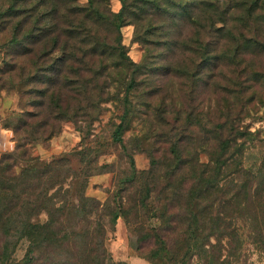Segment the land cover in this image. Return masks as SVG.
<instances>
[{
	"label": "trees",
	"instance_id": "16d2710c",
	"mask_svg": "<svg viewBox=\"0 0 264 264\" xmlns=\"http://www.w3.org/2000/svg\"><path fill=\"white\" fill-rule=\"evenodd\" d=\"M109 1L0 0V100L22 101L0 114V264H128L106 245L119 219L149 264H245L244 237L264 251V153L244 167L255 135L237 127L234 95L204 107L199 94L219 64L230 70L225 92L251 87L242 73L264 76V0H118L116 12ZM106 103L120 114L103 139L94 123ZM134 118L144 131L126 143ZM65 122L80 135L70 156L30 152ZM103 174L104 198L89 194Z\"/></svg>",
	"mask_w": 264,
	"mask_h": 264
},
{
	"label": "rangeland",
	"instance_id": "374dc122",
	"mask_svg": "<svg viewBox=\"0 0 264 264\" xmlns=\"http://www.w3.org/2000/svg\"><path fill=\"white\" fill-rule=\"evenodd\" d=\"M84 2L85 0H79ZM109 6L112 11H118L120 3L118 0H110ZM240 30V29H239ZM243 31V30H242ZM246 37H250L253 31L246 29L243 31ZM122 43L128 50V55L134 62H139L142 56L141 46L132 40L133 27L131 25H125L121 29ZM191 57L190 54H184L182 56ZM1 64V63H0ZM1 66V65H0ZM264 75V53L258 56V63L256 66ZM208 71V70H207ZM206 75H203L202 85L200 87V99L204 102L203 106H214L221 96L225 98H231L234 95L235 106L232 110V116L237 117L235 119L236 125L239 129H246L254 133L255 139L247 143V147L244 150L243 165L248 168H256L259 165L261 156L264 153V76L251 80V82H245V74L240 76L241 86L251 84L246 90L241 93L238 92L236 86H233L225 92V83L230 80V70L222 64L217 67H212ZM250 97V98H249ZM22 101L19 100L17 94H3L0 100V114L2 116L7 115L12 109L19 110L21 108ZM106 109L100 115V119L94 123V133L99 134L102 138H108L111 131L112 122L118 121L117 116L120 114L119 108L113 103H106ZM141 117H145L143 114ZM142 125L138 118H134L132 127L128 129L123 136L124 142H128L130 137L134 135H141ZM80 135L74 130L71 123L65 122L62 125L61 132L54 136L47 143H38L30 147V152L34 156H38L41 159L49 160L53 157L70 154L78 148ZM112 148H110V151ZM114 154L101 157V162L114 161ZM135 165L138 169H146L149 165V160L146 154L137 153L134 155ZM201 160H206V156L202 155ZM112 175L103 174L98 175L90 179L88 193L96 195L100 198H104L103 189L111 187ZM41 218H44L42 216ZM246 240L245 247L247 248V260L245 264H264V251L255 249V246ZM107 248L110 251L114 260L125 261L128 264H149L145 260L139 258L135 251L134 237L131 236L122 220H118L113 232L108 233ZM147 244L145 247H149ZM25 249V244H21L15 253L16 258H21Z\"/></svg>",
	"mask_w": 264,
	"mask_h": 264
}]
</instances>
